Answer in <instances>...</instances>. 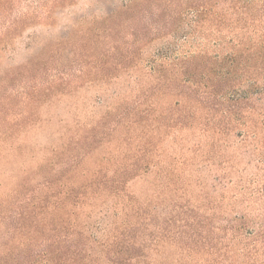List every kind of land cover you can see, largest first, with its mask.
Returning a JSON list of instances; mask_svg holds the SVG:
<instances>
[{
	"label": "rangeland",
	"instance_id": "374dc122",
	"mask_svg": "<svg viewBox=\"0 0 264 264\" xmlns=\"http://www.w3.org/2000/svg\"><path fill=\"white\" fill-rule=\"evenodd\" d=\"M0 264H264V0H0Z\"/></svg>",
	"mask_w": 264,
	"mask_h": 264
}]
</instances>
